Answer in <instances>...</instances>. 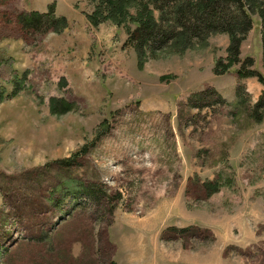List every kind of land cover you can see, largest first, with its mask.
<instances>
[{"label": "rangeland", "instance_id": "obj_1", "mask_svg": "<svg viewBox=\"0 0 264 264\" xmlns=\"http://www.w3.org/2000/svg\"><path fill=\"white\" fill-rule=\"evenodd\" d=\"M162 1L0 0V264H264L260 10L228 68L225 34L139 53Z\"/></svg>", "mask_w": 264, "mask_h": 264}, {"label": "trees", "instance_id": "obj_2", "mask_svg": "<svg viewBox=\"0 0 264 264\" xmlns=\"http://www.w3.org/2000/svg\"><path fill=\"white\" fill-rule=\"evenodd\" d=\"M162 6L156 5L159 19L154 13H149L148 18L142 20L141 29L134 35L133 39L138 44L141 55L149 47L155 52L157 46L164 47L172 41L178 47L189 48L194 40H205L211 36L225 34L230 37V65L239 63L241 47L247 36L253 31V16L260 10V18L264 29V2L263 0H163ZM149 11V10H148ZM54 7L50 8L48 14H23L19 17L20 24L26 30H36L43 26L45 21L54 26V31L59 33L68 26L65 19H57L54 16ZM99 13L92 18L93 23L98 25ZM172 23L169 29L162 26ZM47 25V24H46ZM159 47V48H160ZM254 64L253 61L249 62ZM244 75V76H243ZM255 74H253L254 76ZM245 74H240V78ZM260 81L264 84L263 78ZM252 115L259 123L264 121V94L254 109ZM210 195L219 191V187L208 184Z\"/></svg>", "mask_w": 264, "mask_h": 264}, {"label": "crops", "instance_id": "obj_3", "mask_svg": "<svg viewBox=\"0 0 264 264\" xmlns=\"http://www.w3.org/2000/svg\"><path fill=\"white\" fill-rule=\"evenodd\" d=\"M105 244H106V242H105ZM105 244H104V247H105ZM107 251H109V250L108 249H105L104 250V252H107ZM94 254L95 255L88 260L89 261V264H100V258H98L96 256V253L95 252H94ZM126 264H130V263L129 262H126Z\"/></svg>", "mask_w": 264, "mask_h": 264}]
</instances>
